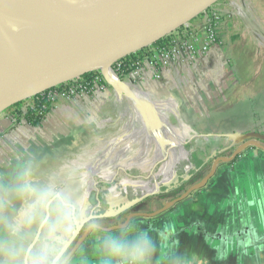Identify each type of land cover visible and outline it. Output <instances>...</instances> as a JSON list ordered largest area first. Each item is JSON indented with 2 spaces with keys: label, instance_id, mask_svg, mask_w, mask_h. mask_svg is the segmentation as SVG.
<instances>
[{
  "label": "crops",
  "instance_id": "crops-1",
  "mask_svg": "<svg viewBox=\"0 0 264 264\" xmlns=\"http://www.w3.org/2000/svg\"><path fill=\"white\" fill-rule=\"evenodd\" d=\"M222 40L221 45L200 56L193 64L183 62L181 70L174 66L167 67L159 78L156 77L154 69L145 67L138 79L139 85L126 86L127 94L124 99L135 109L137 97L143 92H150V87H157L172 92L177 99H184L190 106L220 105L215 98L222 97L220 84L224 83L230 72V67L224 65L227 54L224 30ZM229 48L232 49L231 46ZM93 94L80 95L62 102L58 110L48 114L38 125H32L27 121L0 120V130L3 132L0 137V185L11 180L22 164L35 160L40 162L45 170L51 171L58 167L63 170L60 178L82 186L90 203L95 185L102 181H112V176H108L107 180L102 179L100 167L135 168L136 165L132 162H115L107 166L104 164L97 166L90 174L84 173L89 170L86 169V165L89 164L84 154L92 151L93 140L100 134V124L108 119L99 113L104 94L99 92L91 99L90 96ZM111 95L116 106L122 103L117 94ZM211 113L207 111L205 114L208 116ZM206 120L210 127L205 129L197 127L196 134L209 137L212 133L216 136L215 133L220 135L228 132L220 129L218 125H211L208 117ZM256 120L264 123V117H258ZM121 127L125 130L130 128L129 121L127 119L123 121ZM254 127L255 123L251 121L235 131L245 134ZM58 130H61V136ZM119 132L124 133L122 130ZM125 136L106 134L112 141L118 139L125 141L121 145L111 146L107 152L114 154L116 148L121 146L123 148L120 153L123 152L125 155L130 153L133 136L128 134ZM144 136H147V133ZM134 138L139 139L136 141L141 144L140 149L143 147L142 152L143 149L152 150V146L144 145L146 141L143 135H136ZM216 140L218 142L215 143L214 149L208 144L199 148L209 147L212 153H215V150L231 148L229 143L223 144L218 138ZM99 142L100 140L96 142L97 145ZM166 143L171 142L169 140ZM156 147L157 154H164V145ZM247 152V156L238 158L234 163L220 164L215 176L204 188L155 217H134L124 228L112 229L124 224L132 213L150 214L163 206L142 208V211L130 212L124 219H121L123 215L125 216L122 212L126 209H122L115 217L112 216L117 219L116 221L107 218L113 212L105 211L103 213L105 216L101 215V218L110 219L106 224L111 226H104L107 231L91 230L83 244L74 251L75 245L84 234L85 230L82 229L71 248L69 264H104L109 258L111 264L129 263L121 257H109L102 247V240L106 236L131 240L132 235L139 231L147 233L153 245V251L145 264H264V151L250 148ZM5 158L10 159L6 173L1 163ZM155 158L156 156L149 161L146 170L149 171L150 167L155 168L158 164ZM57 160L59 164L55 163ZM167 176L170 177L171 173ZM132 263L136 264L135 261Z\"/></svg>",
  "mask_w": 264,
  "mask_h": 264
},
{
  "label": "rangeland",
  "instance_id": "rangeland-1",
  "mask_svg": "<svg viewBox=\"0 0 264 264\" xmlns=\"http://www.w3.org/2000/svg\"><path fill=\"white\" fill-rule=\"evenodd\" d=\"M253 7L254 13L252 17L259 23L260 29L258 26H256V28L260 30V36L264 39V0H260L259 2L253 0ZM238 33L240 34V38L236 40L234 37H236ZM224 37L226 39L224 45L227 48V50L225 49L227 54H225L226 59L224 65L230 67V72L224 83L220 84L223 95L220 99L218 97L215 98L220 104L216 107L208 105L190 106L184 99L180 97L181 100L177 99V96L172 94V92L157 87H150V92H143L142 95L138 96V103H136L137 106L135 109L133 105L124 99L127 92H125V90L121 91V93L118 94V98L122 103H118L116 106L111 98L112 95L108 93L109 85L107 81L99 73L93 75V77H99L101 79L102 87L100 93L104 94L102 95L103 103H101L102 105L99 109V113L101 116L105 115L108 119L100 124V134L98 138L97 135L96 137L94 135L95 141L93 140L91 147L92 151L84 154L89 164L86 165V169L89 170L84 171V173L90 174L97 166H103V164L107 166L115 162H132V164H135L137 167L129 169H115L113 167L110 169H102L100 167L99 172L102 175V179L112 176V181L97 183L94 187L95 192L91 194L90 204L96 208L99 213V219L96 221V224L103 227L105 225L111 226V224L106 223L110 222V219L116 221L117 219H114L115 214L122 211V209H126L122 212L125 216L123 215L121 219H124L130 212L142 211V208L147 207L146 209H149L154 206H164V204L171 201L173 198L179 197L194 186H186L181 192L175 191L180 180L186 178L187 174L192 172V170L195 171L192 162L193 152L206 144L214 149L215 143L218 142L216 138H218L219 141L221 140V135L217 133H215L216 136L212 133L209 137H204L200 133L196 134L197 127L200 129L210 127L208 126L210 123L206 120L207 117L211 120V125H218L220 129L228 130V132L224 134L227 136L225 137L227 139L225 143L231 145L228 151L215 150V153H212L213 157L219 152L224 151L225 156L222 157L231 155L236 148L241 145V142L234 139V134L239 133L235 130L245 127L249 122L255 121L258 117H264V97L260 96L258 98H253L255 89L247 84H241L240 77L242 79L245 78L244 72L242 71L243 69L241 71L238 70L241 72V76L235 73L239 61L242 60L238 54L246 53L248 59L250 58L249 62L251 60L253 63L252 72L254 75L257 70V65H255V63H258V61L255 62V59L264 56V47H260L255 36L246 32L240 25H238L237 28L226 27L224 30ZM229 46H231L232 49H230ZM118 77L121 81L129 80L133 85L139 84L138 79L133 80L130 79L129 76L123 77L124 79L119 75ZM215 77L217 76H214V78ZM206 79L208 80V78ZM96 94H99V92H95L90 98L92 99ZM207 111L212 113L206 116L207 114L205 113ZM215 112L217 113L215 114ZM126 119L129 121L130 126V128L126 129L130 131L121 127L122 122ZM119 130H122L124 133L119 132ZM58 132L60 133L59 136H61V130H58ZM108 133L117 137L121 135L126 137V134H128V136H133L131 142L132 151L125 155L123 152L120 153L123 147L118 146L114 154H109L107 151L111 146L115 144L121 145L125 141L119 139L112 141L106 137ZM146 133L147 136H144ZM136 135H143L146 141L144 145L152 146V150L148 148L147 151L143 149L142 152L143 147L140 149L141 144L136 141L139 139L134 138ZM98 140H100V142L97 145L96 142ZM169 140L171 143H166V141ZM153 143H157V145H153ZM158 145H164V154H157L158 147L156 146ZM11 156L10 158L12 160L13 155ZM154 156H156L155 160L158 164L155 168L153 167L151 169L150 167L148 171L146 169H148L149 161H151ZM163 157H165V159ZM195 157L200 158V152L196 151ZM218 158H214L211 164L207 165L202 174L196 173L195 176L198 178L204 175L205 177L211 171L214 162ZM1 163L3 168L5 167L4 173H6V167L10 165V159L5 158ZM55 163L59 164L58 160ZM51 171L57 172L60 176L63 170L58 167V169H51ZM168 173H171V175L173 173V178L168 180V182L173 183L167 186L163 181ZM152 179L153 181H151ZM150 188L155 189V191L153 193H144ZM105 211L109 213L113 212L107 217L110 219L101 218V215L105 216V214H103ZM112 216L114 217L112 218ZM86 227L87 226H85V228ZM85 228H83V231Z\"/></svg>",
  "mask_w": 264,
  "mask_h": 264
},
{
  "label": "water",
  "instance_id": "water-1",
  "mask_svg": "<svg viewBox=\"0 0 264 264\" xmlns=\"http://www.w3.org/2000/svg\"><path fill=\"white\" fill-rule=\"evenodd\" d=\"M219 1L146 0L130 19L112 25L103 18L109 5L102 0H0L16 33L0 22V42L14 53L21 51L26 55V63L21 57L13 58L19 70L0 81V113L88 75L103 76L111 71L119 79L114 68L120 61L153 46ZM103 78L110 85L107 75ZM234 139L241 145L228 157L216 159L211 171L199 183L158 211L132 213L124 224L112 229L124 228L134 217H155L168 211L204 188L220 164L247 156L250 148L264 151V136L258 133H236ZM93 229L108 230L99 224L87 226L74 251Z\"/></svg>",
  "mask_w": 264,
  "mask_h": 264
},
{
  "label": "clouds",
  "instance_id": "clouds-1",
  "mask_svg": "<svg viewBox=\"0 0 264 264\" xmlns=\"http://www.w3.org/2000/svg\"><path fill=\"white\" fill-rule=\"evenodd\" d=\"M98 219L82 186L29 160L0 185V264H69L81 230L95 227ZM102 247L109 257H121L129 264H145L153 251L143 231L131 240L103 237ZM104 264H111V259Z\"/></svg>",
  "mask_w": 264,
  "mask_h": 264
},
{
  "label": "built area",
  "instance_id": "built-area-1",
  "mask_svg": "<svg viewBox=\"0 0 264 264\" xmlns=\"http://www.w3.org/2000/svg\"><path fill=\"white\" fill-rule=\"evenodd\" d=\"M253 8V0H220L195 20L168 35L162 45L149 47L142 57L130 63V73L124 77L139 79L145 67L154 69L157 78L167 67L174 66L181 70L183 62L193 64L200 56L208 54L212 48L221 45L222 31L226 27L237 28L240 25L246 32L255 36L260 47H264V39L260 36V25L252 17ZM101 83L99 77H94L90 82L77 79L64 83L23 101L18 107L0 113V120L26 121L27 116L31 114L46 117L58 110L62 102L70 101L80 95L100 92ZM2 133L0 130V137Z\"/></svg>",
  "mask_w": 264,
  "mask_h": 264
},
{
  "label": "trees",
  "instance_id": "trees-1",
  "mask_svg": "<svg viewBox=\"0 0 264 264\" xmlns=\"http://www.w3.org/2000/svg\"><path fill=\"white\" fill-rule=\"evenodd\" d=\"M239 38H240V34L238 33V35L236 37H234V39L238 40ZM164 42H165V38L160 40L159 42H157L156 44H154L150 48L158 47V46L162 45ZM147 50H149V48L146 50H143L141 52H138L135 55L129 56V57L125 58L124 60L120 61L114 68L117 75H119L121 78H123L124 76H127L130 73V68H129L130 63L135 61L137 58L142 57V55ZM252 52H254V51H252ZM239 55H240L239 57L242 58V60L239 61V65L237 66L235 73L238 76H241L240 71L243 69L242 71L244 72L245 78L242 79L240 77V82H242L241 84H245V85L247 84L249 86H252L255 89L254 94L252 93L254 95L253 98H256V97L258 98L260 96L264 97V56H261V57H258V59H255V62L258 61V63H255V65H257L256 66L257 70L255 71V73L253 75V72H252L253 63L251 60L249 62L250 58L248 59L246 53H244V54L241 53ZM238 70H240V71H238ZM236 71H238V72H236ZM93 78H94L93 75H88V76H85L82 80H83V82H90ZM253 98H251V99H253ZM19 105L20 104L14 106L12 108L18 107ZM44 118L45 117H37L36 115L31 114V115L27 116L26 121L32 125H38ZM254 123H255V127L253 129L247 131V133L255 132V133H258V134L264 136V123H259L257 120H255ZM220 135H221L220 141H221V143L224 144L225 141L227 140L225 138L226 136L222 133H220ZM262 142H264V141H262ZM196 151L200 152V155H201L200 158L195 157ZM196 151L193 152V154H192L193 155L192 162H193L195 171L192 170V172L187 174L186 178L181 179L179 182V185L176 187L175 191L181 192L182 190L185 189L186 186H192V185L199 183L204 178V175H201L200 177L197 178L195 176V174L196 173L202 174V172L206 169L207 165L211 164V162L214 160V158L225 156V151H224V152H219L218 154L216 152L217 155H215L213 157L212 152H211V148H209V147L199 148ZM260 151H262V150H260ZM235 161H237V159ZM235 161H233L231 163H234ZM231 163H223V164H231ZM173 165H174V162H173ZM172 175L170 177L166 176L165 180L172 179L173 178ZM151 181H153V179ZM154 191H155V189L150 188L145 192L153 193Z\"/></svg>",
  "mask_w": 264,
  "mask_h": 264
},
{
  "label": "bare ground",
  "instance_id": "bare-ground-1",
  "mask_svg": "<svg viewBox=\"0 0 264 264\" xmlns=\"http://www.w3.org/2000/svg\"><path fill=\"white\" fill-rule=\"evenodd\" d=\"M144 1L146 0H102L104 4L109 5V9L105 10L104 13L105 16L103 18L112 25H116L121 22H124L130 19L135 14L137 8H139L141 3ZM0 22L4 24L6 29L10 27L14 32V34H16L11 24H9L5 12L1 6H0ZM10 35L13 38V35L12 34ZM7 49L9 52L7 51ZM16 56H18V58L21 57V59L23 58L25 61L26 58L25 53H23V55L21 51L18 53H14L12 50L8 48V46H6V44H4V42H0V81L4 80L5 78H8L13 73L19 70L18 66L15 64L13 60V58H15ZM106 75L109 78V82H110L108 89L109 94L114 93L118 95L119 93H121V91H124L126 89V86L128 85L137 86V85H133L128 80H123V81L119 80L114 75V72L110 71ZM106 75H104L103 73V76ZM164 183H166V185L168 186L173 182L170 183L168 182V180H164ZM144 193H148V192H144Z\"/></svg>",
  "mask_w": 264,
  "mask_h": 264
}]
</instances>
